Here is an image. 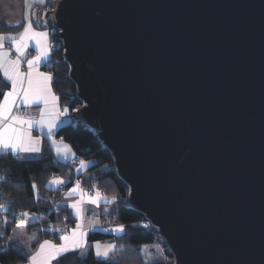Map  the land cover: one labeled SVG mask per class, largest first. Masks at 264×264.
Wrapping results in <instances>:
<instances>
[{"label": "water", "instance_id": "obj_1", "mask_svg": "<svg viewBox=\"0 0 264 264\" xmlns=\"http://www.w3.org/2000/svg\"><path fill=\"white\" fill-rule=\"evenodd\" d=\"M80 107L173 264H264V0H52Z\"/></svg>", "mask_w": 264, "mask_h": 264}, {"label": "trees", "instance_id": "obj_2", "mask_svg": "<svg viewBox=\"0 0 264 264\" xmlns=\"http://www.w3.org/2000/svg\"><path fill=\"white\" fill-rule=\"evenodd\" d=\"M44 10L32 13L38 15L39 18V13ZM24 25V20L20 24L11 25L7 18L0 14V34L20 33ZM35 26L45 30L40 20L35 23ZM57 43L59 49L52 56L53 64L50 72L53 79V90L70 116L75 109L80 107V101L76 97L74 84L68 78L69 67L62 57V46L58 41ZM8 87V83L0 78V93L5 92ZM2 100L3 96L0 95V101ZM56 133L57 139L68 144L77 157L84 161L86 167L84 166L74 175H69L66 172L68 162L58 161L47 141L43 142L40 157L36 159L25 160L10 153L0 152V178H2L0 179V203L9 206L15 212L36 215L38 223L32 224L29 228L40 227L37 233L41 240L59 241V230L65 224L73 229L75 221L70 216L69 208L63 205L65 197L58 191L51 190L48 184L55 178L74 177L80 180L83 189L88 190L94 187L112 200L107 206H117V211L108 216L110 226H123L125 230L119 235L104 231L91 233L87 237L88 247L79 254L77 253L79 258L73 264H149L148 258L142 252V247L152 245L163 247L169 259L165 264H173V258L169 255L167 246L163 240L154 235V229L152 227L145 229L140 226L145 222L143 215L127 209L128 185L123 183L115 173L111 154L98 140L96 132L83 123H72L69 126H62ZM33 184L36 185L35 189ZM55 206L60 208L59 212ZM15 225L17 223L6 229L7 241L11 228ZM3 231V226L0 224V264H25L26 256L16 248L2 251L3 247L8 246L3 237ZM98 242H109L118 246L119 250L115 251L114 248V254H111L107 260L97 259L93 245Z\"/></svg>", "mask_w": 264, "mask_h": 264}, {"label": "snow or ice", "instance_id": "obj_3", "mask_svg": "<svg viewBox=\"0 0 264 264\" xmlns=\"http://www.w3.org/2000/svg\"><path fill=\"white\" fill-rule=\"evenodd\" d=\"M42 4L44 0H39ZM48 32L35 31L33 22L29 19L26 25L23 26V31L18 36L0 35V72L7 82H10L11 88L9 91L2 92L3 100L0 101V149L4 151L11 150L14 154L21 153H39V138H34L31 134V129L37 127L41 130L47 129L49 138L53 135V129L56 127V121L61 115L57 108V97L52 93L50 82L52 75L39 71V65L42 61L47 60L50 48L48 46ZM11 42V48L15 51V58H10L11 52L5 50L4 42ZM34 41L37 49V55L30 59H26L27 69L21 70L22 63L25 60V52L29 47V42ZM33 104H43L39 112V119H25L19 115L21 105L31 107ZM63 111H67L64 109ZM27 125V128L24 126ZM56 147L58 155H64L67 158L70 149L67 145L63 148L52 141ZM81 167L85 166L84 161L80 162ZM2 179V178H0ZM53 184H63L64 180L54 179ZM33 188L36 185L33 184ZM77 191L83 192L80 189V181H76V186L73 187L71 193ZM102 197L97 192L95 197H89L88 203L97 204ZM83 200L77 201L71 205L77 210V215H81L80 208ZM0 207H3L0 205ZM27 216V213L22 214ZM26 221L21 219L17 227H23ZM82 225H77L71 235H62L59 239L63 243L56 245L50 240H45L39 244V249L28 257L30 264H50L52 259L59 257L63 253H67L76 249H86L88 247L84 236L85 232L80 231ZM125 229L120 226L114 231L123 232ZM114 251V246L109 245L101 249L99 243L95 244V254L97 257H103L105 260L110 258V253Z\"/></svg>", "mask_w": 264, "mask_h": 264}, {"label": "crops", "instance_id": "obj_4", "mask_svg": "<svg viewBox=\"0 0 264 264\" xmlns=\"http://www.w3.org/2000/svg\"><path fill=\"white\" fill-rule=\"evenodd\" d=\"M29 19L33 22V27H34L35 31L48 32L46 29L42 30V29H39L37 26H35V23L39 20L38 15H35V14L33 15V13H30V14L24 16L23 20L25 21V25H26V23L28 22ZM17 24H20V23H17ZM14 25H16V24H14ZM0 35H4V36H18L19 33H17V34L16 33H2ZM49 41H50V36H48V45H49ZM4 48H5V50H9L12 53L10 58L14 59L16 54H15L14 49L11 48V42L10 41L6 40L4 42ZM29 53H31L32 55L30 56ZM35 55H37V49L35 47V42L34 41H30L29 42V47L26 49V52H25V57L26 58H25L24 62L22 63V66H21V70L22 71H26V69H27L26 59H30V58H32ZM51 59H52V57H51V54H50V51H49L47 60L42 61L41 64L39 65V71L45 72V73H50L48 70L45 69V67L51 61ZM0 78L2 80H5V78L3 77L2 72H0ZM7 83H8L9 87H8V89L6 91H9L10 88H11V84H10V82H7ZM50 87H51L52 93L57 97L56 105H57V108L61 112V115L58 117V119L56 121V127L53 129V135H54V134H57L56 132L58 130H60V128L62 126H69V125H71L73 123V121H71V115L69 116L68 113H67L68 115H65V116L62 115L61 109H62L63 105L61 104V101L59 100L58 96L56 95L55 91L53 90V79L50 82ZM42 107H43V104H39V105L33 104L31 107H25V106L21 105L18 114L23 116V118H25V119H39V112H40V109ZM23 110H25V111H23ZM24 127L27 128V125H25ZM31 134H32V136L34 138H39L40 142H39L38 146L41 149V151H42V148L44 146L43 142L47 141L51 145L53 154H55L56 159L58 161H60L61 163L62 162L63 163L70 162L73 158H75L77 156L76 153H74V151L70 148V146L68 144L64 143L62 140L54 139L53 135H52L51 138H49L47 136V129L46 128L41 130V129L37 128V127H33L31 129ZM53 140H55L56 143L58 145H60L62 148H63L64 145L68 146V148L71 151H70V153H68L67 158H65L64 155H58L57 154L56 147L52 143ZM41 151L39 153H21V152H16L14 154L11 150L4 151L3 149H0L1 153H10V154H12L14 156H17V157L19 156L20 158L25 159V160L36 159V158L40 157ZM56 179L63 180L61 178H56ZM61 185L62 184H59V185L52 184V186H54V187H51V188L53 190L59 191V189L61 188ZM75 186L76 185H73L72 187H69L62 194L63 197H65V201L63 202V205H66L67 208H69L70 216L75 221V226H74L73 230L77 228V225H82V228L80 229V231H83V232L86 233V235L84 236V239L87 242L88 241L87 237L91 233L97 232V231H103V230L107 229L106 223L109 222L108 216L113 213L111 211V209L107 208V204L111 203L112 200L107 195H104L100 191H96L95 194H93V195H88L87 190L85 188L83 189L81 185H80V189L83 190L82 193L80 191H77V192L71 193V195H69L70 190L73 187H75ZM97 192H99L100 196L102 197L98 201V203L97 204L88 203L89 197H95ZM81 200H83V203H81V205H80V208L82 209V213H81V215H77V210L72 208L71 205L73 203H76L77 201H81ZM33 216H35L37 218V221L36 222L32 221V222H30L31 224H29L27 226V231H28V233L30 234L31 237H24L23 238V234L19 230V228L17 227V225H18L17 224L13 228H11V231H10L11 233L9 234V238H8V242H10V244H12L14 246V248H16L17 251L21 252L22 254H24L26 256L27 261H26L25 264H30V261L28 260V257L30 255H32L33 253H35L39 249V244L40 243H43V241L47 240V239H44V240L40 239V236L37 233V231L40 230V227H38V228L37 227H32V229L29 228L30 226H32V224L38 223L39 220H38V217L36 215H33V214L32 215H27L26 217L24 216L23 219L25 220V219H27V217L32 218ZM90 216H94V217H96V219L94 220ZM109 227H110V229L112 231L111 233H113L114 229H116V228H118L120 226H118L116 228H114L112 226H109ZM72 231H71V233H72ZM71 233L69 235H71ZM120 233H122V232H120ZM15 234L20 236V237H22V239L21 238L19 239V240H22V242L20 241L21 243H18V241L15 242V241L12 240V237ZM35 235H37V236H35ZM52 243H54L56 245H59V244L63 243V241H61V240L55 241L54 240V241H52ZM105 245H107V244H105ZM109 245L113 246V244H110V243H109ZM102 248L103 247L101 246V249ZM93 249H94V253H95V244L93 245ZM81 251H84V249H76V250L69 251L67 253H63L59 257H57L55 259H52L50 261V264H73V263L76 262L77 258H79V255L77 256V253L79 254V252H81ZM111 254L112 253H110V256H111ZM95 256H96V254H95ZM96 258H97V256H96ZM163 258H165V257H163ZM97 259L105 260L103 257H98Z\"/></svg>", "mask_w": 264, "mask_h": 264}, {"label": "rangeland", "instance_id": "obj_5", "mask_svg": "<svg viewBox=\"0 0 264 264\" xmlns=\"http://www.w3.org/2000/svg\"><path fill=\"white\" fill-rule=\"evenodd\" d=\"M48 3L52 4V0H44V3H42V4L39 2V0H0V14L3 17L7 18V21L10 24H17V23H21L22 22V20L24 19V16H26V15L32 13V12H36L37 13L39 10H44V9L45 10H50L49 7H47L49 5ZM41 13H42V11L39 13V15ZM54 36H55V33H54ZM52 180H54V179H52ZM52 184L53 183L50 182L48 184V187H50V188L54 187V186H52ZM107 208L111 209V211L113 213L117 211V206L109 205V206H107ZM25 220H26V223L24 224V226L23 227H18L19 230L23 234V238L24 237H31L30 234L27 231V226L29 224H31L30 222H32V221L36 222L37 218L35 216H33L32 218L27 217V219H25ZM17 224H19V223H17ZM109 226H110V223L107 222L106 223L107 229H105L103 231L111 233L112 231H111ZM114 228H116V227H114ZM113 234L114 235H119L121 233L117 232V231H113ZM35 236H37V235H35ZM20 238L22 239V237H20V236L15 234L12 237V240L15 241V242L18 241V243H21L22 240H19ZM8 243H10V242H8ZM98 243H99L100 246L103 247L102 249H104L107 246H109V242L108 243L107 242H98ZM105 244H107V245H105ZM142 252L148 258L149 264H154V263L165 264V263H168V261H169L168 257L166 256L164 248L161 247V246H158V245L144 246V247H142ZM112 254H114V252H112ZM163 257H165V258H163Z\"/></svg>", "mask_w": 264, "mask_h": 264}, {"label": "built area", "instance_id": "obj_6", "mask_svg": "<svg viewBox=\"0 0 264 264\" xmlns=\"http://www.w3.org/2000/svg\"><path fill=\"white\" fill-rule=\"evenodd\" d=\"M50 36H52L50 38V41H49V48H50V54H51V57L55 54V52L57 51V49H59V46H58V43L57 41H55V36H54V32H50L49 33ZM29 55L31 56L32 54L29 53ZM53 58V57H52ZM57 62V61H55ZM52 59L51 61L47 64V66L45 67L46 70H48L49 72L52 71ZM64 109H66L64 106H62V115H68V111H63ZM25 111V110H23ZM53 138L54 139H57V136L56 134L53 135ZM19 158V156L17 157ZM81 160L79 157H75L73 158L70 162H68V167L66 169V172L69 174V175H74L76 172L80 171L82 169L81 167V164H80ZM63 180L65 181V183H63L61 186V188L59 189V193L63 194L67 188L69 187H72L73 185H76V181L79 180V179H75L74 177H67V178H63ZM80 181V180H79ZM97 190L92 187V188H88L87 190V193L88 195H93L95 194ZM3 207H0V224L3 226V229H4V233H3V237L6 239L7 241V232H6V229L8 227H11V225L13 224H16V223H19L21 219H23V215L22 213H19V212H15L13 210H11L9 208V206L5 205V204H1ZM56 207V210L57 212L60 211V208L58 206H55ZM52 213V212H51ZM92 219H96V217L94 216H90ZM140 226H142L143 228L145 229H148V228H151V225H149V223H147L146 221L142 224H140ZM52 229V228H51ZM72 231V228L68 225V224H65L60 230H59V236L61 237L62 235H69ZM52 237V236H51ZM8 243V241H7ZM14 246L10 243H8V246H5L2 248V251H7L8 249H12ZM114 248H115V251H118L119 248L117 246L114 245Z\"/></svg>", "mask_w": 264, "mask_h": 264}, {"label": "flooded vegetation", "instance_id": "obj_7", "mask_svg": "<svg viewBox=\"0 0 264 264\" xmlns=\"http://www.w3.org/2000/svg\"><path fill=\"white\" fill-rule=\"evenodd\" d=\"M53 8V4H50L49 5V9H52ZM48 9V8H47ZM44 12V11H43Z\"/></svg>", "mask_w": 264, "mask_h": 264}]
</instances>
